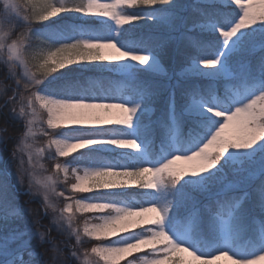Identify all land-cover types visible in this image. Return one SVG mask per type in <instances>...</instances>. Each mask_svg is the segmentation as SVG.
<instances>
[{
	"label": "snow or ice",
	"instance_id": "obj_1",
	"mask_svg": "<svg viewBox=\"0 0 264 264\" xmlns=\"http://www.w3.org/2000/svg\"><path fill=\"white\" fill-rule=\"evenodd\" d=\"M0 264H264V0H0Z\"/></svg>",
	"mask_w": 264,
	"mask_h": 264
},
{
	"label": "trees",
	"instance_id": "obj_2",
	"mask_svg": "<svg viewBox=\"0 0 264 264\" xmlns=\"http://www.w3.org/2000/svg\"><path fill=\"white\" fill-rule=\"evenodd\" d=\"M89 78L94 81L92 85L85 84L86 87L91 86L97 90L107 87L105 79L98 74H89Z\"/></svg>",
	"mask_w": 264,
	"mask_h": 264
}]
</instances>
